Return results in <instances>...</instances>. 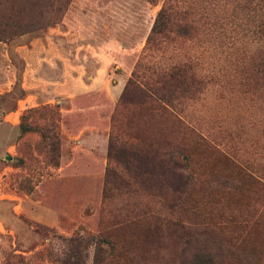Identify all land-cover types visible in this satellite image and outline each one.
<instances>
[{
    "label": "rangeland",
    "instance_id": "rangeland-1",
    "mask_svg": "<svg viewBox=\"0 0 264 264\" xmlns=\"http://www.w3.org/2000/svg\"><path fill=\"white\" fill-rule=\"evenodd\" d=\"M99 237L264 264V0H0V264H95Z\"/></svg>",
    "mask_w": 264,
    "mask_h": 264
},
{
    "label": "trees",
    "instance_id": "trees-1",
    "mask_svg": "<svg viewBox=\"0 0 264 264\" xmlns=\"http://www.w3.org/2000/svg\"><path fill=\"white\" fill-rule=\"evenodd\" d=\"M241 3H242V0H241ZM172 5H166L163 7L161 13H160V16H163L165 15L166 16V19H167V25L170 26V25H174L178 16L181 15L176 9H173L171 8ZM157 27L154 26L153 28V31H155ZM172 74V73H171ZM198 81H202L201 79L197 78ZM131 85H134L135 82L132 80L130 81ZM134 86H132L133 88ZM139 90L142 92L144 91V89L141 87V89L139 88ZM42 132H45V130H43ZM45 136V134H43ZM49 137V136H48ZM50 138V137H49ZM152 152L150 155L149 153ZM147 154H144L141 149L137 148V149H134V150H131L130 151V155H129V160L128 162L130 163L131 162V159H134L137 160L139 157H140V160L141 162H143V157L141 155H144V157L149 160V156H151L153 158V160L157 159L158 160V165L159 167L161 168L162 170V174L163 175H169L170 173L174 172V169L172 168L173 166H171L169 164L170 161H167V157L164 155V154H156L157 151L152 149L148 152H146ZM155 153V154H154ZM127 162V164H128ZM140 161H137V164L141 163ZM175 164L179 165L181 163H179L178 161H175ZM99 243H106L109 247H110V250L109 251H105L103 249V247L100 248V253L97 254L96 256V259H95V264H113V261H116L117 260V257L119 255H117V253L114 252V244L112 241L108 240V238H105V237H99ZM105 253V254H102V253Z\"/></svg>",
    "mask_w": 264,
    "mask_h": 264
}]
</instances>
